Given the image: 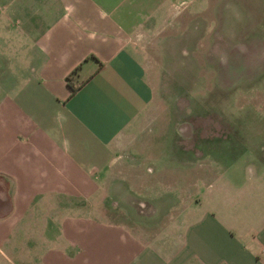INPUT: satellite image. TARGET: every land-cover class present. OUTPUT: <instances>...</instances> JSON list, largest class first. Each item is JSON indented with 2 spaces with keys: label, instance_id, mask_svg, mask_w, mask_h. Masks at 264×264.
<instances>
[{
  "label": "crops",
  "instance_id": "crops-1",
  "mask_svg": "<svg viewBox=\"0 0 264 264\" xmlns=\"http://www.w3.org/2000/svg\"><path fill=\"white\" fill-rule=\"evenodd\" d=\"M185 1L0 0V185L8 182L0 236L25 217L38 228L52 200L51 221L71 249L47 252L43 264H264V222L234 235L199 197L151 235L66 214L58 203L66 193L91 196L117 161L151 100L138 41ZM75 67L73 82H84L68 97ZM251 160L264 177V157Z\"/></svg>",
  "mask_w": 264,
  "mask_h": 264
},
{
  "label": "rangeland",
  "instance_id": "rangeland-1",
  "mask_svg": "<svg viewBox=\"0 0 264 264\" xmlns=\"http://www.w3.org/2000/svg\"><path fill=\"white\" fill-rule=\"evenodd\" d=\"M181 6L175 19L161 15L158 29L138 41L151 100L117 161L91 196L66 193L58 203L66 214L151 235L193 196L201 209L220 213L234 235L256 232L264 222V177L251 163L253 153L264 157V0ZM46 203L38 228L25 217L1 233L0 264H43L47 252L70 251L51 221L56 206Z\"/></svg>",
  "mask_w": 264,
  "mask_h": 264
},
{
  "label": "trees",
  "instance_id": "trees-1",
  "mask_svg": "<svg viewBox=\"0 0 264 264\" xmlns=\"http://www.w3.org/2000/svg\"><path fill=\"white\" fill-rule=\"evenodd\" d=\"M78 67H75L69 74L65 77V84L68 90V97L76 92V90L83 84L84 81L74 83L72 77L75 75Z\"/></svg>",
  "mask_w": 264,
  "mask_h": 264
}]
</instances>
